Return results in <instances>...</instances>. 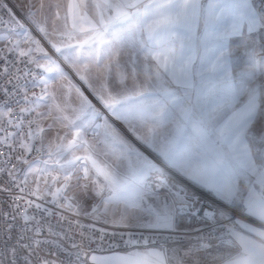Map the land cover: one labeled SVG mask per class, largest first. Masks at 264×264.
<instances>
[{"label": "snow or ice", "instance_id": "obj_1", "mask_svg": "<svg viewBox=\"0 0 264 264\" xmlns=\"http://www.w3.org/2000/svg\"><path fill=\"white\" fill-rule=\"evenodd\" d=\"M50 7H58V4L52 3ZM67 7L71 31L58 35H68L69 39H76V45L69 44L67 47L74 48L77 52L85 46L93 50V55L87 62L82 63L78 71L85 76L95 73L98 78L103 79L100 100L104 107L118 120L131 118L137 121L139 128L134 123L130 131L136 133L142 129L136 138L153 147L156 155L168 168L183 175L202 191L214 195L222 204L228 206V210H238L244 216L253 217L264 227V61L257 64L250 59L248 67L242 73L243 87L234 86L230 82L235 75V69L229 65L231 52L224 44L225 40L242 34L245 29L249 33L264 30V12L258 11L252 0H212L206 11L205 28L211 29L214 39L219 42V55L214 64L218 77L213 86L218 92L217 99L213 102V111L221 110V115L219 127L210 131L204 120L197 118L194 107L182 106L179 98L166 88L162 90L160 99L151 103L144 100L147 89L158 86L157 82L161 77L171 78L173 83L184 88L193 87L194 73L184 56L185 41L190 39V36L188 31L178 33L181 29H189L193 19L200 18L199 0H70ZM59 18L60 14L57 12L53 23ZM77 22L80 27H77ZM67 27L66 23L65 28ZM128 29H131L134 35L139 34L140 49L145 53V61L150 59L152 62L144 74L143 81L133 69L131 84L128 83L127 73L121 74L117 71L114 77L112 75L113 68L120 67V48L113 47L114 41L119 40L121 33ZM40 31L45 32V29L41 28ZM165 34H170L167 39L164 38ZM33 43L38 44L37 41ZM51 46L56 52H61V48L56 44ZM16 47L19 48V44ZM12 51L13 49L9 48V52ZM39 51L42 55L35 59L32 56V48L18 52L17 80L29 75L26 67L23 70L19 67L22 64L34 63L37 68L53 71L54 62L42 49ZM39 59L49 60V64H40ZM77 59L79 60V57ZM0 60H4L5 64L9 63L3 56H0ZM6 73L7 68L0 76ZM8 83H12V80ZM33 86H39V82L33 81ZM0 91L7 98L4 104H0V144L11 148L12 152L19 148L21 154L17 155L15 160L22 165L20 169L15 166L13 169H0V173L7 171L10 181L23 194L25 188L20 187V184H27L29 174L40 173L44 176L45 184H48L46 174L51 170L48 160L54 155L73 154L77 147H82L86 155L74 156L72 160L66 161L68 167L59 165L64 183L60 184L55 192L47 188L43 196L39 195L38 175L36 187L30 195L35 196L37 200L51 195L57 203L62 198L66 209L78 211L79 205L74 207L73 203L76 197L67 196L66 191L71 188L73 178L70 166L82 161L84 179L90 180L92 186L90 188L87 183L79 185L82 189L81 195L87 198L91 191L93 195L103 199V194L109 193L105 200V211L109 204L124 202L126 208L115 223L126 227L127 222L134 218L129 213L142 210V205L146 203L147 194L142 191L140 178L146 170L150 172L157 169V165L138 152L123 138L118 129L107 121V138L121 151V156L117 159L127 158L129 167L120 172L118 168L99 161L94 155L93 147L82 140L80 126L76 120H69L67 116L62 115L65 106L57 96L59 90L55 85L49 86L44 82L40 94L33 93L32 97L28 96L26 88H14L11 93L6 88ZM76 94L82 112L92 111L99 115L91 101L79 89H76ZM13 96H20L21 99L17 100V103L22 100L24 104L20 107L16 120L12 119V108L4 110ZM199 99L198 94L197 101ZM41 106L47 111H38ZM173 110L179 111L176 132L170 140L157 148L155 129L170 122ZM32 113L35 115L25 124V118ZM49 119L51 123L47 128L43 127L42 124ZM57 123L76 129L72 139L67 140L66 133L64 136L57 135L54 138L56 142L49 141L45 144V134ZM5 126L15 128L16 131L6 133ZM33 151L47 155L48 159L29 160L28 155ZM133 157L135 163L132 162ZM159 172L156 183L163 189V203H159L156 208H150L149 211L154 216L155 226L172 229L175 227L177 215L184 209L195 208L197 199L185 188L174 185L162 169ZM17 173L24 177L19 183ZM93 174L95 180H91ZM241 177H248V183L241 186ZM59 179V175L52 177L51 183L54 185ZM154 191L156 197L153 199L157 201L160 189ZM19 199L24 200L25 196L21 195ZM27 203L32 206L34 202L28 200ZM35 207L39 209L41 205L35 204ZM92 211L95 212L96 208L93 207ZM210 211L211 215L209 211H205L204 216L210 219L219 216L229 222V226L221 228L223 236L214 237L220 240L225 248L223 255L219 257L220 264H264V230L247 224L242 219L225 215V209ZM191 214L196 215V212ZM33 230L38 234L39 229ZM147 255L154 258L152 264H170V258L162 252H149ZM43 264H47V261ZM117 264L146 262L133 257H119Z\"/></svg>", "mask_w": 264, "mask_h": 264}, {"label": "rangeland", "instance_id": "obj_2", "mask_svg": "<svg viewBox=\"0 0 264 264\" xmlns=\"http://www.w3.org/2000/svg\"><path fill=\"white\" fill-rule=\"evenodd\" d=\"M9 1L14 6L16 13L23 24V28L29 29L27 35L23 39V50L27 51L29 48H32L33 54H35L36 57H39L42 55L39 50L42 49L43 52H46L48 54L50 60L54 62L53 71H46L43 68L45 71L43 81L47 82L49 86L55 85V87L59 90L57 92V96L65 106V111L62 113V115L67 116L69 120H76L77 125L80 126L79 130L82 140L93 147L94 155L99 161H101L102 163H106L111 167L118 168L120 172H124L129 167V160L123 157L119 160L117 159V157L121 156V151L118 147H114L111 141L107 138V129L105 122L107 121L108 124L116 127L125 140L132 144L136 148V150L140 152L144 157H147L157 165V169H153L150 172L149 170H146L141 176L140 180L144 181V183H142L144 185L141 186L144 187V189H146L147 191H150L151 189L149 184L154 190L160 189V195L157 201L159 203H163V189L159 184L156 183L157 179H159L160 176L159 170L162 169L164 174L174 185L177 181L176 176L178 174L164 164L160 157L156 155V151L153 147L149 146V144L143 143L141 140H138L136 138L137 135H140V132L143 131L142 129H140L136 133L130 131V127L134 123L137 125V128H139V123L137 121H133L131 120V118L126 120H118L115 116L112 115L110 110L104 107V104L100 100L103 79L98 78L95 73L85 76L84 73L78 71L82 63L87 62L88 58L93 55V50L88 46H85V48L77 52L74 50V48L67 47V45L69 44L76 45L78 43L76 39H69L68 35H58V33H68L71 31V20L67 17L69 11L67 5L70 0ZM261 2H263V0H252L254 7L258 11L264 12V2L263 4ZM52 3L58 4V7H50V4ZM41 4L43 5V7H41ZM57 12H59L60 18L58 20H55V23H53L55 14ZM66 23L68 24L67 28H65ZM80 26L81 25L79 24V22H77V27ZM41 28L45 29V32L47 34H45V32H41ZM22 32H24L23 29L14 33H6L4 31H0V43L8 35L13 34L16 37L22 34ZM248 34L250 35L249 42H247ZM248 34L245 32V35L240 34L238 36H235V41L237 43L244 44L245 51H250L252 57H254V53L257 52L259 55L258 58L260 59L259 62L261 63L264 52L262 51V48L260 46L261 43L258 42L259 47L257 48V46H255L257 42L255 41L257 40V38L264 37V30H257L251 33L248 32ZM33 41H37L38 44L33 43ZM53 43L56 44L57 47L61 48V52H56V50L52 48L51 45ZM113 47L120 48V67L119 69H116L115 67L113 68V77L116 75L117 71H119L121 74L127 73L129 77L128 83L131 84L133 78V69H135L136 74L140 77L141 81H143L144 74L149 64L152 62L151 60L145 61V53L140 49L139 34L134 35L131 29L125 30L121 33L120 39L114 41ZM78 57L79 60L77 59ZM39 62L40 64L44 65L49 64V60L45 59H39ZM165 81H167V79L161 77V80L157 82L158 86L154 85L147 89V94L144 98L146 103H151L153 100L160 99L162 97L163 84L165 83ZM61 86H63V88H61ZM76 89H79V91L83 93V95L87 97L89 101H91L96 112H98L99 115L94 114L92 111H81L79 99L76 94ZM49 90H51V87L49 88ZM66 92H70L71 94L65 95ZM38 111H47V109L41 106ZM178 119L179 111L173 110L170 122H166L165 124L158 126L155 129L154 138L157 148L170 140L175 134ZM49 123H51L50 119L45 121L42 126L47 128V125ZM75 131L76 129L66 128L63 126V124L57 123L53 126L51 131H48L45 134V144H47L49 141L56 142L54 138L57 135L64 136L66 133L67 140H71ZM66 142L67 141H65V143ZM84 155H86V153L84 152L82 147H77L73 154L64 153L63 155H54L52 159L48 160L51 170L46 175L49 183L45 184L44 176L38 172L29 174L28 181L34 187H36V178L39 175V191L44 194L45 190L47 188H50L52 192H55L60 184L64 183L63 174L61 173L59 165L64 164L66 167H68L66 161L72 160L74 156ZM37 159L47 160L48 157L47 155L39 153L38 157L35 160ZM57 161H59V163H57ZM132 162L135 163V157L132 158ZM83 166L84 165L82 161H77L74 165L70 166L71 170L73 171V178L71 180V188L66 191V195L70 197H76L73 203L74 205H79L78 211L80 212V214L86 216L89 215L90 217H93L97 221H100L101 223H104L106 225H117L115 221L121 216L122 212H124L126 204L124 202H114L112 204H109L107 207V211H105V200L110 195L109 193L105 192L102 199L100 196L93 195L92 192L89 191L87 198H84L81 195L82 189L79 187V185L87 183L90 185V188L92 185L90 180L84 179L85 173L83 171ZM41 167H43V165H41ZM57 175L60 176L59 182L53 185L51 183L52 177H55ZM95 179L96 177L93 174L91 176V180ZM102 180L103 178L101 177L100 181L102 182ZM146 180H148V182ZM176 186L181 187V184H176ZM165 187H167V185H165ZM148 198L149 197L147 196L146 203L142 205V210L129 213V215H136L130 220L136 218L135 220H138V222L127 225L148 229H168L147 227L140 224L142 221H145V219L141 218L145 217V212L149 207V202L147 201ZM93 207L96 208L95 212L92 211ZM177 216L181 217L184 220L183 215L178 214ZM252 220V222L260 225L259 222L255 221L254 219ZM175 228L177 227L175 226ZM137 248L144 247H136L132 249ZM171 249L184 248L174 246L167 249L151 247L145 251H135V255L133 256V258L146 262V264H152L154 258L149 257L147 253L162 252L168 258H170V262L176 263L173 256L166 252ZM119 257H126V255L115 253H91L87 255L88 261L93 264H117V258Z\"/></svg>", "mask_w": 264, "mask_h": 264}, {"label": "built area", "instance_id": "obj_3", "mask_svg": "<svg viewBox=\"0 0 264 264\" xmlns=\"http://www.w3.org/2000/svg\"><path fill=\"white\" fill-rule=\"evenodd\" d=\"M21 29L24 30L22 34L16 37L10 34L0 43V56L9 62L5 64L4 60H0V73L7 68V73L0 76V89L6 88L11 93L14 88H26L28 96L32 97L33 93L40 94L41 88L44 87V69L37 68L34 63L19 65L21 70L26 67L29 75L20 80L16 79L19 75L16 72L18 52L23 50V39L29 29L23 28L12 3L9 0H0V31L14 33ZM17 44L19 48L16 47ZM9 48L13 51L9 52ZM32 56L37 58L33 53ZM10 79L12 83H8ZM33 81L39 82V86L34 87ZM6 99L0 91V104H4ZM20 99V96H13L4 108L5 111L9 107L12 108L13 120L18 118L19 109L24 106L22 100L17 103ZM34 115L35 113L28 115L25 124ZM12 131L16 129L5 126L6 133ZM20 154L19 148L12 152L11 148L0 144V157H3L0 159V169H13L14 166L20 169L22 165L15 160ZM38 154L33 151L29 153L28 159L35 160ZM17 176V183L24 180L19 173ZM176 180L175 185L180 183L181 187L194 194L197 199L195 208H187L179 213L184 216L187 226L183 229H148L128 225H106L89 215L66 209L62 198L57 203L51 195L37 200L35 196L30 195L35 187L29 181L27 184H20V187L25 188L22 194L10 181L7 171H4L0 173V264H43L44 261H47V264H91L87 259L88 254L127 251L136 247L167 249L174 246L206 251L220 241L214 237L223 236L221 228L229 226V222L219 216L207 218L204 216L205 211H209L211 215L210 210L225 209V215L232 216L233 219L244 218L253 221L238 210H228V206L188 180L178 175ZM21 195L25 196L24 200L19 199ZM39 195L44 194L39 191ZM28 200L34 202L32 206H29ZM35 204H40L41 208H36ZM193 211L196 215L191 214ZM34 228L39 229L38 234Z\"/></svg>", "mask_w": 264, "mask_h": 264}, {"label": "crops", "instance_id": "obj_4", "mask_svg": "<svg viewBox=\"0 0 264 264\" xmlns=\"http://www.w3.org/2000/svg\"><path fill=\"white\" fill-rule=\"evenodd\" d=\"M211 2L212 0H199V3L201 5L200 18L198 20L193 19L190 22L189 29H181V32L178 33L181 34L184 31H188V35L190 36V39H187L185 41L184 56L185 60L188 62L189 68L194 73L193 87L184 88L180 84L173 83L171 78H167V81H165V83L163 84V89L166 88L169 92L174 93L175 96L179 98L182 106L194 107L197 118H202L210 131L219 127L221 115V110H217L215 112L213 111V108H215V104L213 102L216 101L218 92V89L213 86L216 84L218 77V72L216 69H214V64L216 62L217 56L219 55V42L214 39L213 35L211 34V29H206L204 24V16L206 15V11L209 8ZM263 2L261 3L263 4ZM245 32L248 34L247 30H244L242 32V35H245ZM169 35L170 34H165L164 38L167 39ZM249 40L250 35L248 34L247 42H249ZM255 42H257L255 45L257 46V48L259 47L258 42L261 43L260 46L262 48V51L264 52V37L257 38ZM224 44L227 46V48L230 49L231 52V56L229 57L230 68L235 69V75L230 82L233 83L234 86L242 88L243 71L248 67L250 59L259 64V55L257 52H255L254 57H252L250 51H245L244 44L237 43L235 41V37H232L229 40H225ZM176 46L177 48H179V43H177ZM262 61H264V56H262ZM257 75H259V73H257ZM198 94L200 95L199 101H197ZM257 130H259V125H257ZM213 139H215V137H213ZM185 142H187V137L185 138ZM176 173L179 176L185 178L178 172ZM252 179L254 180L255 177H252ZM146 181L148 182V180ZM142 183H144V181L140 180V184L144 185ZM239 183L241 184V186L247 184L248 177H241ZM149 186L151 187L150 191H147L146 189H144V187H142V191L147 194L146 197H149L147 199V201L149 202V207L145 212V217L141 218L145 219V221H142L140 224L147 227L164 228L155 226L154 216L152 215V212L149 211L150 208H156L159 203L158 201H154L153 197H156V194L152 186L150 184ZM212 196L216 198L214 195ZM130 216L135 217L136 215ZM250 218L254 219L253 217ZM135 219L128 221L127 224L131 225L133 223H137L138 220L136 221ZM237 219H242L247 224H251L256 228H261L262 230H264V227L250 220L244 218ZM175 226L182 229L186 226V224L181 217L177 216ZM148 248L151 247L137 248L126 252L108 253L125 254L126 257H133L135 255V251H145ZM224 251L225 248L222 245L221 241H219L215 244L214 247L206 251L171 249L166 252L171 254L176 261V263L170 262V264H220L219 257L223 255Z\"/></svg>", "mask_w": 264, "mask_h": 264}, {"label": "bare ground", "instance_id": "obj_5", "mask_svg": "<svg viewBox=\"0 0 264 264\" xmlns=\"http://www.w3.org/2000/svg\"><path fill=\"white\" fill-rule=\"evenodd\" d=\"M44 73H45V71H44L43 74H42V81H43ZM184 228H185V227H184ZM182 229H183V228H182Z\"/></svg>", "mask_w": 264, "mask_h": 264}]
</instances>
